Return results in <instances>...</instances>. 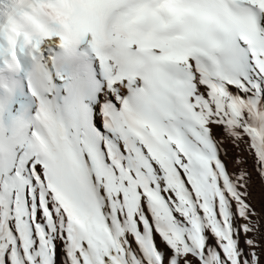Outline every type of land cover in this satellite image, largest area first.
<instances>
[{
  "label": "snow or ice",
  "instance_id": "6c2138e0",
  "mask_svg": "<svg viewBox=\"0 0 264 264\" xmlns=\"http://www.w3.org/2000/svg\"><path fill=\"white\" fill-rule=\"evenodd\" d=\"M61 256L264 264V0L0 12V264Z\"/></svg>",
  "mask_w": 264,
  "mask_h": 264
},
{
  "label": "bare ground",
  "instance_id": "6f19581e",
  "mask_svg": "<svg viewBox=\"0 0 264 264\" xmlns=\"http://www.w3.org/2000/svg\"><path fill=\"white\" fill-rule=\"evenodd\" d=\"M15 7H16V0H0V12H2L5 17L10 15L12 13V10ZM216 132H217V134H219V129H216ZM229 149H230V152L232 154H235L236 151H238V150L231 149V146H229ZM226 159H227L229 170L231 171L232 170L231 158L228 157ZM249 167H251V162H249ZM260 199H261L260 189L257 186L255 188V201L254 202L256 203L258 209L260 208ZM61 251H62V249H61ZM60 259H61V264H62L63 256H61Z\"/></svg>",
  "mask_w": 264,
  "mask_h": 264
}]
</instances>
